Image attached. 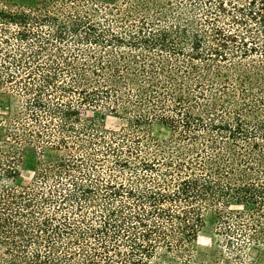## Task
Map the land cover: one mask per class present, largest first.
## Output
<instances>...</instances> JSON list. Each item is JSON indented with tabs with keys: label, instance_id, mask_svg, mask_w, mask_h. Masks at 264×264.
<instances>
[{
	"label": "trees",
	"instance_id": "1",
	"mask_svg": "<svg viewBox=\"0 0 264 264\" xmlns=\"http://www.w3.org/2000/svg\"><path fill=\"white\" fill-rule=\"evenodd\" d=\"M35 1L0 0V264H194L209 210L264 250V0Z\"/></svg>",
	"mask_w": 264,
	"mask_h": 264
},
{
	"label": "rangeland",
	"instance_id": "2",
	"mask_svg": "<svg viewBox=\"0 0 264 264\" xmlns=\"http://www.w3.org/2000/svg\"><path fill=\"white\" fill-rule=\"evenodd\" d=\"M9 5H16L24 8H34L36 6L35 0H3ZM122 0H99L97 6L103 11L108 13L110 7L121 5ZM187 5L182 7L181 12L187 13ZM170 10V9H169ZM171 11V10H170ZM179 9L173 8L172 14H177ZM13 95V94H12ZM13 99L19 100L18 97L13 95ZM1 103L3 106H1ZM16 104H20L16 101ZM15 110L5 104V100L0 98V118L2 116L10 115V112ZM84 122L90 120L96 122L101 127L107 130H118L126 125V120L120 117H115L109 113L100 114L95 111H84L82 114ZM147 136L152 139L158 140H170L171 133L169 130L161 125L153 124L147 129ZM35 145H26L22 149L23 165L21 167V176L19 178V184L28 185L32 183L35 179V174L33 173L36 157L38 156V151ZM50 155L51 153H47ZM232 209H236L232 207ZM204 225L201 228L197 240L193 245L192 261L194 264H264V250L261 248H247L240 254L241 259L238 262H234L233 253L225 243L223 237L219 234V220L216 214L209 210L206 212L204 217Z\"/></svg>",
	"mask_w": 264,
	"mask_h": 264
}]
</instances>
